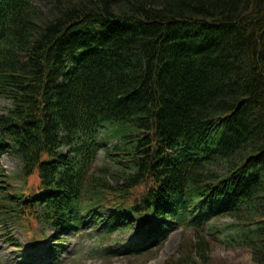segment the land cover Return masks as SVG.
I'll return each instance as SVG.
<instances>
[{
  "label": "trees",
  "instance_id": "obj_1",
  "mask_svg": "<svg viewBox=\"0 0 264 264\" xmlns=\"http://www.w3.org/2000/svg\"><path fill=\"white\" fill-rule=\"evenodd\" d=\"M40 3L0 0V142L25 181L0 180V220L230 218L264 264V0ZM196 240L165 264H201Z\"/></svg>",
  "mask_w": 264,
  "mask_h": 264
},
{
  "label": "rangeland",
  "instance_id": "obj_2",
  "mask_svg": "<svg viewBox=\"0 0 264 264\" xmlns=\"http://www.w3.org/2000/svg\"><path fill=\"white\" fill-rule=\"evenodd\" d=\"M34 2L41 5L40 0H34ZM6 106H8L7 102L0 100V114L5 111ZM107 139L109 146L113 148L116 140L112 136ZM100 156H102L101 153ZM103 165L107 167V174L113 176H116L122 168L121 165L106 162L102 158H99L95 163V168ZM20 167L17 158L6 154L1 156L0 174L13 178L12 186H18L15 175L19 172ZM4 177H0V180H8ZM232 222L233 220L230 218L213 220L206 224L205 228L197 229V231L174 227L162 246L136 257L116 253L122 245L134 238V230L122 229L107 236V239H102L100 230H94L89 226L87 231L68 235L61 240L65 249L61 253L59 264H164L172 255L177 253L183 255L191 251L190 249L195 247L193 242L197 241V237L203 239L207 246L205 254L197 253V261L201 264H256L248 248L233 246L227 242L228 234H232L230 226ZM141 224V222L138 223L139 226ZM10 232L15 236L19 232L23 233L17 227H11ZM21 242L24 250L30 251L33 248L27 237L22 238ZM15 250L13 245L0 237V264H26L22 258L17 257ZM41 264L50 263L46 261Z\"/></svg>",
  "mask_w": 264,
  "mask_h": 264
}]
</instances>
